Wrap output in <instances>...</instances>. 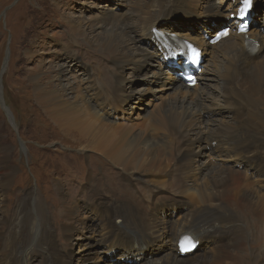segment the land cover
I'll return each mask as SVG.
<instances>
[{
  "label": "bare ground",
  "instance_id": "1",
  "mask_svg": "<svg viewBox=\"0 0 264 264\" xmlns=\"http://www.w3.org/2000/svg\"><path fill=\"white\" fill-rule=\"evenodd\" d=\"M106 1L107 6L118 2ZM239 1L245 0H131L121 16L107 11L106 16L95 17V23L84 19L67 31V75L82 78L77 58L81 51H69L81 47L85 50L82 59L100 73H91L93 81H81L77 89L64 83V71L45 84L42 78L31 76L32 95L47 118L77 142L80 150L93 152L98 164L92 166L90 171L95 174L88 176L78 194L71 195L66 183L71 178L63 182L54 174L47 176L51 187L44 191V200L38 192L28 191L20 203L13 200L14 208H0V264H64L66 260L78 264L88 256L97 261L105 254L109 264L121 260L131 264H246L250 250L264 254V14L257 18L259 5L249 0L252 25L248 39L238 35V23L230 16L238 15ZM177 2L200 4L202 10L186 14L185 9L171 6ZM175 16L182 22H173ZM48 22L51 20L40 23ZM212 23L214 28L228 25L233 33L210 45L208 33L213 32V39L222 28L211 31ZM159 24L167 28L160 30L165 36L174 34L201 48L202 70L200 75L194 73L197 82L192 89L166 66L165 50L153 37ZM150 27L145 38L144 31ZM94 28L104 35L95 34L92 50L79 43L77 35L88 40ZM248 41L257 45L253 53ZM97 51L108 54L112 68L121 70L120 74L128 67L135 71L138 64L154 56L146 63L148 78H154L148 87L160 88L168 96L164 100L154 97L153 104H159L147 106V112L140 114H146L141 123L119 124L130 121L138 109L124 102L125 90L131 86L122 75L106 71L111 78L102 81L104 68L98 63ZM154 58L160 68L155 67ZM105 108L107 115L103 114ZM44 146L38 148L48 149ZM2 178L0 183L8 187L11 180ZM147 186L159 189L154 193ZM77 201L93 221L90 230L87 225L81 228L92 237L85 244L88 251L79 256L81 261L77 254L63 253L57 240L58 234L65 240L74 231ZM32 204L34 215L25 241V207ZM184 233H190L196 245L190 254L181 256L176 246ZM158 239L157 251L164 241H174V245L165 253L153 251ZM119 246L128 251L120 255L122 259L116 257ZM146 251L149 256L141 260Z\"/></svg>",
  "mask_w": 264,
  "mask_h": 264
},
{
  "label": "rangeland",
  "instance_id": "2",
  "mask_svg": "<svg viewBox=\"0 0 264 264\" xmlns=\"http://www.w3.org/2000/svg\"><path fill=\"white\" fill-rule=\"evenodd\" d=\"M41 1H45L44 4L41 5ZM256 3L259 5L257 6V18H262L264 14V0H256ZM110 4V6H107L106 0H0V100L3 107L6 109L5 113L0 105V179L4 177L5 179L8 178L11 180L8 187L0 183L1 210H8L10 206L14 208V201L17 199L16 202L20 203L23 195H26L28 191L38 192L44 200V191L47 187H51V185L47 183V176H54V174H56L63 182L66 177L71 178L72 180L66 181V183L70 184L71 195H75L80 193L82 185L86 183L88 176L95 174L94 171L92 173L90 170L92 166L94 167V164H98V162H95L98 157L91 151L80 150L79 144L66 137L64 132L47 118L46 112H44L42 108H38L32 95V82L29 78H31V76H35V79L38 80L42 78L41 81L45 84L48 80H51L50 78L56 73L64 71V83L71 85L75 89L81 86V81L86 82V79L88 83H91L93 81L90 76L91 73L100 72L93 70L95 69L94 66L92 69L90 62H86L82 59V53H85L82 47L79 49H69V51L74 52L75 50L81 51V56H77V58L81 61V65L79 63L81 66L79 71L82 78L78 80L73 73L67 75V73L69 74V69L66 68V65L69 61L64 51V49L69 48L66 43L69 41V34H67V31H71L78 22L82 24L83 22L81 21L84 19L95 23L93 19L99 17V15H104L107 11H109V13L112 11L113 14L121 16L122 12L131 6V0H118L117 3L111 2ZM171 6L177 10L185 9L186 14H189L190 10H202L200 4L192 3L191 5V2L184 4H179L177 2ZM114 7L117 9L115 10L116 12L111 9ZM230 13L229 15H231ZM106 14H108V12ZM166 14L168 13L166 12ZM199 14L201 15V12H199L198 15ZM122 18L125 19L123 16ZM163 18L164 17H161V19ZM43 19L51 20V22L42 25L40 22H42ZM172 21L182 22V19L180 16H175L172 18ZM188 21L189 20H187V23ZM207 22H209V20ZM224 26L229 28V26L225 24L219 28ZM211 28V31L219 29L214 28L213 23L211 24ZM151 29L152 27L144 31L145 38L150 34ZM166 29L164 24H159L154 31ZM212 33H208V38H210ZM231 33H233L232 30ZM95 34H99L100 38L104 35L102 32L100 33L98 28H94L89 31L88 40H84L78 34L79 43L88 45L92 49V42L95 40ZM149 49L150 51H155V48L152 46H150ZM6 53L7 63L4 70H2ZM98 53V63L104 68V71H101L103 74L102 81L106 77L109 79L111 78V74H108L106 71L111 70L116 76L122 75L131 86L129 90H125L127 95L124 98V102L132 104L133 107L138 109V111H136L137 114L134 115L131 120L129 119L131 111L128 112L126 119L130 121L119 124L129 125L132 123H141L146 114L143 116L140 114H142V112H147V106L159 104V102L153 104L154 97H162V100H164V98L168 96V92L163 93L164 90L160 88L151 89L148 87L151 83H154V78L153 76L148 78L147 75L149 72L146 63H151V59L154 56L150 60L138 64L135 71L134 68L128 67L125 68L123 74H120L121 70L112 68L108 54ZM71 57H73L71 61L76 65L77 62L74 61V56ZM154 61H156L155 67L160 68L156 58H154ZM69 65L68 63V66ZM71 70L75 71V69ZM175 73L176 72L173 70L174 76L177 77ZM105 83L107 84L108 82ZM228 104L229 102L226 101L225 107H227ZM152 106L149 110H151ZM107 112L108 110L105 108L103 114L107 115ZM137 116H139V120L135 119ZM44 145L47 146L48 149L42 151L38 148ZM212 146L214 147V144H212ZM196 147L197 146L193 148L195 152H197ZM97 155L100 156L99 154ZM3 158H7V161H4ZM204 159H206V157ZM3 162L6 163L4 164ZM104 165H109V163ZM111 168L116 171L115 167ZM19 179L22 181L20 182ZM121 179L122 177L120 180ZM113 181L117 183L119 180ZM16 187L20 189H16ZM147 187L152 189L154 193L159 189L153 186ZM189 203L197 206V202L190 201ZM49 205V202H46V206L49 207ZM75 205L78 208L73 213V222L75 224L74 231L67 236V239L61 240L58 234V232H61L59 228L57 230V240L60 245V250L63 253L77 254V257H79L88 251V247H86L85 244L92 239L88 230L84 231L81 228L87 225L90 230V225L93 224V221L89 218V213H83V205L81 202L77 201ZM33 207V204L25 207L23 219L25 241L29 239L28 229L31 218L34 215ZM10 214H12V210L9 212V216ZM92 218H95L94 215ZM98 218H100V216ZM173 218L176 220L179 219L176 216H173ZM4 235L7 234L4 232ZM100 240L103 241L104 239ZM156 242L157 243L152 247L155 248L153 251H157L159 239L156 240ZM217 243L220 244L219 240ZM173 245L174 241H164L162 249L157 252L163 251V253H165L168 249L173 247ZM228 250L232 252V249ZM95 251L94 255L97 256ZM250 251L247 253L246 264H264V254L260 250L252 249ZM116 252L118 255L116 257L122 259L119 258L120 255H122V253L126 254L128 251H125L122 246H119ZM237 254L236 251L235 255ZM34 256L38 257L36 254H34ZM140 256H143L141 257V260H143L145 257H148L149 254L146 251ZM44 257L46 259V256ZM107 258L108 254H105L102 259L100 257L97 261L93 260L91 256L82 259V261L80 257L77 260L81 261L78 264H109ZM71 263V260H66L64 264ZM59 264H62V262ZM120 264L131 263H126L121 260Z\"/></svg>",
  "mask_w": 264,
  "mask_h": 264
},
{
  "label": "water",
  "instance_id": "3",
  "mask_svg": "<svg viewBox=\"0 0 264 264\" xmlns=\"http://www.w3.org/2000/svg\"><path fill=\"white\" fill-rule=\"evenodd\" d=\"M6 63H7V53L5 55V60H4L3 65H2V70H4ZM0 97H1V92H0ZM0 105H1V109H3V111L6 113V109L3 107L1 100H0Z\"/></svg>",
  "mask_w": 264,
  "mask_h": 264
},
{
  "label": "snow or ice",
  "instance_id": "4",
  "mask_svg": "<svg viewBox=\"0 0 264 264\" xmlns=\"http://www.w3.org/2000/svg\"><path fill=\"white\" fill-rule=\"evenodd\" d=\"M193 55H194V57L196 56V55H198V53H196L195 52V49H193ZM188 244H191V242L189 241V242H187Z\"/></svg>",
  "mask_w": 264,
  "mask_h": 264
}]
</instances>
